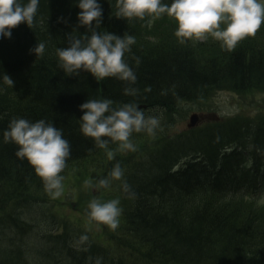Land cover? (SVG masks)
<instances>
[{
    "label": "trees",
    "instance_id": "trees-1",
    "mask_svg": "<svg viewBox=\"0 0 264 264\" xmlns=\"http://www.w3.org/2000/svg\"><path fill=\"white\" fill-rule=\"evenodd\" d=\"M97 2L102 7L97 31L135 35L129 19L116 17V0ZM80 11L78 0H39L33 29L21 23L10 38L0 36V264H125L87 244L75 247L65 235L43 232V226L33 231L29 194L42 180L16 155L18 145L4 141L12 119L54 123L70 143L69 164L102 149L81 131L79 105L88 99H109L113 108L136 104L146 116L215 90H264V30L233 51L217 40L181 44L169 31L152 41L134 36L124 59L135 83L96 80L83 70L67 75L57 49L69 46V33L87 32L79 25ZM39 42L46 46L43 56L30 51ZM3 74L13 88L4 84ZM126 88L137 91L125 94ZM123 185L131 203L123 228L127 251L141 247L161 264H264V205L245 198L264 190V122L236 120L182 133L152 152Z\"/></svg>",
    "mask_w": 264,
    "mask_h": 264
},
{
    "label": "clouds",
    "instance_id": "clouds-1",
    "mask_svg": "<svg viewBox=\"0 0 264 264\" xmlns=\"http://www.w3.org/2000/svg\"><path fill=\"white\" fill-rule=\"evenodd\" d=\"M116 6V17L139 20L149 17V23L166 14L176 22L174 34L181 44L193 39L203 41L211 36L220 41L227 51H233L242 40L254 37L264 24V0H172L170 4L162 0H116ZM78 7L81 9L78 13L79 25L85 26L87 32L80 36L69 33V46L57 49L64 72L78 76L83 70L96 80L116 77L135 83L136 75L124 59L125 53L131 51L130 46L135 44V37L97 31L102 21V7L97 0H78ZM38 8L39 0H27V3L0 0V36L10 38L11 30L21 23L33 29ZM45 47L44 42H39L30 51L36 56H43ZM2 78L4 84L13 88L14 81L8 74H3ZM136 91L126 88L125 94L134 95ZM79 107L83 111L80 117L82 133L93 138L99 148L105 149L109 160L114 158L115 151L108 150L109 140L105 138L117 143L118 151L135 152L137 146L131 139L132 134L146 132L154 135L160 126L157 116L146 117L136 104L127 103L113 108L109 99H88ZM3 137L5 142L18 145L16 155L27 159L51 197L62 196L64 177L61 173L71 155L70 143L63 137L62 130L43 119L32 122L14 118ZM109 176L112 180H122L124 171L119 163ZM84 184L89 188H107L110 180L100 179L98 185L86 180ZM123 187L125 191L129 190L126 183ZM119 205V199L106 202L92 199L88 204L90 221L115 231L122 212Z\"/></svg>",
    "mask_w": 264,
    "mask_h": 264
},
{
    "label": "rangeland",
    "instance_id": "rangeland-1",
    "mask_svg": "<svg viewBox=\"0 0 264 264\" xmlns=\"http://www.w3.org/2000/svg\"><path fill=\"white\" fill-rule=\"evenodd\" d=\"M162 2L170 4L172 1L162 0ZM150 19L149 17L144 20L129 19V22L136 26L135 37L144 35L141 36L144 40L152 41L159 37L163 31L173 32L172 35L175 36L177 24L166 14L151 23H149ZM261 30H264V24L257 33H260ZM206 40L215 39L209 36ZM190 41L201 42L195 39ZM193 112L197 113L198 122L194 127L189 128L187 123ZM148 116H157L160 126L155 130L154 135H149L146 132L132 134L131 139L137 146L135 152L118 151V144L112 142L108 145V150L115 151L112 160L108 159L106 150L102 148L95 156L67 164L61 173L64 177V192L56 199L51 197L41 181L37 186H42L35 188L29 194L32 197L31 202L34 203L29 209V212L34 216L30 227L35 226L37 229L33 228V231L40 233L42 231L40 226H43V232L65 235L75 247L80 246L79 242H81L89 245L95 251L109 252L116 262L122 258L125 264H161L155 262L153 258H148L145 250L141 247L134 251L125 249L123 243L125 240L124 218L131 203L130 199L121 192L124 181L149 158L152 152L157 151L167 140L182 133L236 120L264 122V90L254 88L242 91L215 90L198 99L179 100L171 110L151 109L146 114V117ZM117 163L124 171L122 180H112L109 176ZM100 179H109V187H85L86 180H91L93 185H98ZM94 198L102 202L111 199L120 200L119 206L122 212L119 218V227L115 231L106 225L90 221L88 204ZM245 198L254 199L255 206L262 207L264 205V190L258 198L250 196H245ZM17 203L18 201L11 202L13 205ZM13 205L8 206L10 207L8 210L14 208ZM26 205L21 204L23 209L27 208ZM3 212L4 209H1L0 220ZM84 236L87 239L82 240L81 237ZM203 264L213 263L204 262Z\"/></svg>",
    "mask_w": 264,
    "mask_h": 264
},
{
    "label": "water",
    "instance_id": "water-1",
    "mask_svg": "<svg viewBox=\"0 0 264 264\" xmlns=\"http://www.w3.org/2000/svg\"><path fill=\"white\" fill-rule=\"evenodd\" d=\"M197 121H198V116H197V114H196V113H192V114L190 115L189 122H188L187 126H188V127H193V126L196 125Z\"/></svg>",
    "mask_w": 264,
    "mask_h": 264
}]
</instances>
